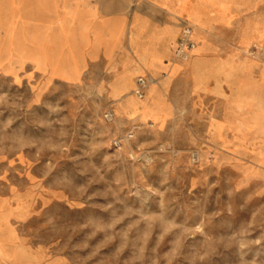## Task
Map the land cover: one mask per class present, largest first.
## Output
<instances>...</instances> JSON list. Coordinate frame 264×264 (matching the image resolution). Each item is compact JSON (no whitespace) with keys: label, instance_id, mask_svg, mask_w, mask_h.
<instances>
[{"label":"rangeland","instance_id":"rangeland-1","mask_svg":"<svg viewBox=\"0 0 264 264\" xmlns=\"http://www.w3.org/2000/svg\"><path fill=\"white\" fill-rule=\"evenodd\" d=\"M225 2L205 80L126 111L102 63L0 74V264H264V0Z\"/></svg>","mask_w":264,"mask_h":264},{"label":"crops","instance_id":"crops-1","mask_svg":"<svg viewBox=\"0 0 264 264\" xmlns=\"http://www.w3.org/2000/svg\"><path fill=\"white\" fill-rule=\"evenodd\" d=\"M225 1L0 0V74L73 82L102 63L112 80H128L121 95L110 92L118 111H126L138 77L162 86L188 68L205 80L200 57L212 53L213 34L228 28ZM184 25L196 47L181 62L173 49Z\"/></svg>","mask_w":264,"mask_h":264},{"label":"built area","instance_id":"built-area-1","mask_svg":"<svg viewBox=\"0 0 264 264\" xmlns=\"http://www.w3.org/2000/svg\"><path fill=\"white\" fill-rule=\"evenodd\" d=\"M196 44L192 39V29L189 25H184L182 27L180 37L177 40L174 50H173V55L174 58L178 61H184L188 55L194 50ZM151 78L148 77H138L136 78L135 81V88H134V95L138 99H143L145 92L147 90L148 84L150 83ZM113 117L111 114L107 115L106 118L110 119ZM131 136L127 135L124 139H130ZM120 142L115 140L113 142V145L115 148H118L120 146Z\"/></svg>","mask_w":264,"mask_h":264},{"label":"bare ground","instance_id":"bare-ground-1","mask_svg":"<svg viewBox=\"0 0 264 264\" xmlns=\"http://www.w3.org/2000/svg\"><path fill=\"white\" fill-rule=\"evenodd\" d=\"M196 47V46H195ZM195 49V48H194ZM193 51V50H192Z\"/></svg>","mask_w":264,"mask_h":264}]
</instances>
